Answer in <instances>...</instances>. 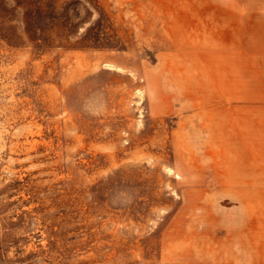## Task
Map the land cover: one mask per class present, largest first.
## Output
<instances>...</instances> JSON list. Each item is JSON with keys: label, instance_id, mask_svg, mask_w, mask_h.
I'll return each mask as SVG.
<instances>
[{"label": "rangeland", "instance_id": "1", "mask_svg": "<svg viewBox=\"0 0 264 264\" xmlns=\"http://www.w3.org/2000/svg\"><path fill=\"white\" fill-rule=\"evenodd\" d=\"M57 5L0 0V264H264V0Z\"/></svg>", "mask_w": 264, "mask_h": 264}, {"label": "crops", "instance_id": "2", "mask_svg": "<svg viewBox=\"0 0 264 264\" xmlns=\"http://www.w3.org/2000/svg\"><path fill=\"white\" fill-rule=\"evenodd\" d=\"M219 93L243 97H264V78L262 79L254 77L252 80H244V82L242 81V84H239L237 91H220ZM262 101H264V98H262ZM257 126L264 128V121L260 122L259 124L255 123L252 127Z\"/></svg>", "mask_w": 264, "mask_h": 264}, {"label": "trees", "instance_id": "3", "mask_svg": "<svg viewBox=\"0 0 264 264\" xmlns=\"http://www.w3.org/2000/svg\"><path fill=\"white\" fill-rule=\"evenodd\" d=\"M14 1L16 2L17 8H21L26 12H32V13H44V12L54 11L58 6L57 4H59L60 2V0H14Z\"/></svg>", "mask_w": 264, "mask_h": 264}]
</instances>
